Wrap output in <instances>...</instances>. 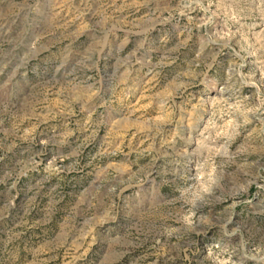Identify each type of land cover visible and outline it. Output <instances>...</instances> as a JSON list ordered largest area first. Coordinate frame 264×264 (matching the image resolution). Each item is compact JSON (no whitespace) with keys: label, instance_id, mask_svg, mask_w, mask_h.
I'll return each instance as SVG.
<instances>
[{"label":"rangeland","instance_id":"374dc122","mask_svg":"<svg viewBox=\"0 0 264 264\" xmlns=\"http://www.w3.org/2000/svg\"><path fill=\"white\" fill-rule=\"evenodd\" d=\"M0 264H264V0H0Z\"/></svg>","mask_w":264,"mask_h":264}]
</instances>
